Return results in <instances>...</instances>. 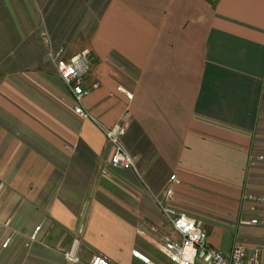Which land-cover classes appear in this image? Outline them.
<instances>
[{"label": "crops", "instance_id": "1", "mask_svg": "<svg viewBox=\"0 0 264 264\" xmlns=\"http://www.w3.org/2000/svg\"><path fill=\"white\" fill-rule=\"evenodd\" d=\"M84 49L93 118L75 112L49 56ZM121 118L138 171L105 172L104 128ZM259 155L264 0H0V264H169L156 196L173 174L172 205L203 222L210 246L264 244V222L238 225L244 191L264 193ZM75 238L78 263L64 257Z\"/></svg>", "mask_w": 264, "mask_h": 264}, {"label": "built area", "instance_id": "2", "mask_svg": "<svg viewBox=\"0 0 264 264\" xmlns=\"http://www.w3.org/2000/svg\"><path fill=\"white\" fill-rule=\"evenodd\" d=\"M49 56L56 64L59 75L70 91L75 100V112L85 118H93L90 111L84 106V99L90 95L94 88L99 86L97 81L88 82L87 76L92 70L95 57L90 49H84L70 57H65L62 50L49 52ZM129 99L134 94L123 86H120ZM104 132L111 147V154L106 160L103 170L106 172L109 168L134 169L138 171L137 156L130 152L124 143V136L127 132L125 120L121 118L111 127H105ZM259 155L257 159H263ZM250 164L254 166L256 161L251 160ZM171 183L168 187L156 196L157 202L165 213L169 223L172 226V234L164 236L160 250L168 258L169 264H264V247H255L248 249L243 243L235 242L230 253H224L222 250L210 246L208 235L204 229L201 220L196 219L187 213L177 212L172 205L175 199L174 184L179 183L176 174L171 176ZM242 199L248 203L247 210L249 217L243 214L238 217L239 226H255L264 222V193L244 191ZM42 226H36L35 230L29 236L28 246L35 242H41L40 232ZM12 239L8 238L3 247H8ZM79 240L74 239L70 250L64 252L66 260L72 263L81 262L77 255ZM133 254L142 260L149 262L139 250H133ZM89 264H114L107 256L95 254L89 261ZM152 264H158L153 263Z\"/></svg>", "mask_w": 264, "mask_h": 264}, {"label": "rangeland", "instance_id": "3", "mask_svg": "<svg viewBox=\"0 0 264 264\" xmlns=\"http://www.w3.org/2000/svg\"><path fill=\"white\" fill-rule=\"evenodd\" d=\"M108 170H110V168L108 169ZM257 193H259V192H257ZM248 227H251V228H249V229H252V227H257V225H255V226H248ZM237 242H241L240 240L239 241H237ZM253 244H255L254 246H252V247H248V249H253V248H255V247H264V244H256V243H253ZM197 264H202V263H200L199 261H197Z\"/></svg>", "mask_w": 264, "mask_h": 264}]
</instances>
